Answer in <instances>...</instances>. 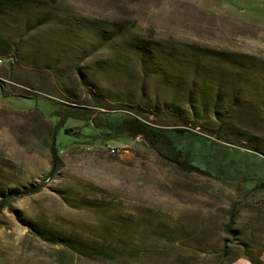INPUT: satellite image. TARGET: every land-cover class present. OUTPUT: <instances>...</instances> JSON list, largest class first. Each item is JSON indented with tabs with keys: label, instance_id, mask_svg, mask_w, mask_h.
Here are the masks:
<instances>
[{
	"label": "rangeland",
	"instance_id": "obj_1",
	"mask_svg": "<svg viewBox=\"0 0 264 264\" xmlns=\"http://www.w3.org/2000/svg\"><path fill=\"white\" fill-rule=\"evenodd\" d=\"M35 1L0 16V264H264V0ZM127 115L184 124L178 149L233 179L100 124Z\"/></svg>",
	"mask_w": 264,
	"mask_h": 264
},
{
	"label": "trees",
	"instance_id": "obj_2",
	"mask_svg": "<svg viewBox=\"0 0 264 264\" xmlns=\"http://www.w3.org/2000/svg\"><path fill=\"white\" fill-rule=\"evenodd\" d=\"M37 1L35 0H0V16H2L5 13L12 12V11H18L25 5H31L35 4ZM137 51L140 52V56L142 57V61H149V55L151 53L150 51V45L146 42H141L138 45H135ZM210 54H215L221 60L225 63H232L233 65L241 66L244 68V63L239 61V59L248 58L245 55H238V53L234 52H221V51H206ZM251 59V58H250ZM145 64V63H143ZM148 70H143V73H145V76L148 75ZM155 71H153L151 74L154 75ZM150 74V75H151ZM238 96V94H236ZM235 99V97H234ZM66 118H77V116L73 113L65 115ZM138 117V116H137ZM133 115H127L121 118L116 117H104L101 119L100 123L104 127H109L110 130H114L116 132L123 131L126 133V137H142L143 139L147 140L149 144L154 146H161L163 148H166L170 151V153H173L174 156H177L178 158H181L184 165H187L192 171L198 172L202 175H207L216 178L218 181H230L233 179L232 173L225 172L224 169L218 168L213 171H207L204 169H201L200 166L192 164L188 160V154L183 153L176 144L173 142L174 136L179 137H188L189 134H191V131L186 128L184 124H178L174 129L170 130L167 128H160L158 126L153 127L148 122H144L141 119L137 118ZM167 125V124H166ZM169 126V125H167ZM59 128V126H57ZM52 142H51V156L53 160V167H56L58 165V152H57V146L55 145V132L52 133ZM193 137H199L198 140H200L203 143V146L205 144H208L209 146H212V142L209 141L210 139H205L204 137L193 135ZM197 140V141H198ZM196 141V140H195ZM245 143H247L246 140H244ZM243 143V145L245 144ZM200 144V143H199ZM228 147V146H227ZM232 148V147H229ZM256 149V148H254ZM262 187H264V184H261ZM38 189L36 188H24L23 192L14 191L10 194L3 195L6 198H14L16 195H23V194H31L36 192ZM4 203V202H3ZM227 230L229 232H232L230 229L229 224L227 225ZM55 243L61 244V246L73 251V253H77L78 255L85 256L92 259H98L97 261L101 262H117L119 260H125L124 258L132 259L135 257V252L132 251L129 248L124 247L123 249L115 248L112 245L109 244H95V243H83L81 241H78V239L71 238L69 236H61L57 235L55 237ZM222 256L227 255L226 252L221 253ZM221 256V257H222ZM249 259V257H247ZM95 260V261H96ZM250 261V260H249ZM253 264H256L252 262Z\"/></svg>",
	"mask_w": 264,
	"mask_h": 264
},
{
	"label": "crops",
	"instance_id": "obj_3",
	"mask_svg": "<svg viewBox=\"0 0 264 264\" xmlns=\"http://www.w3.org/2000/svg\"><path fill=\"white\" fill-rule=\"evenodd\" d=\"M243 261V262H242ZM235 264H250L248 261L245 260H238Z\"/></svg>",
	"mask_w": 264,
	"mask_h": 264
},
{
	"label": "built area",
	"instance_id": "obj_4",
	"mask_svg": "<svg viewBox=\"0 0 264 264\" xmlns=\"http://www.w3.org/2000/svg\"><path fill=\"white\" fill-rule=\"evenodd\" d=\"M110 151H111V152H114V149H111Z\"/></svg>",
	"mask_w": 264,
	"mask_h": 264
}]
</instances>
